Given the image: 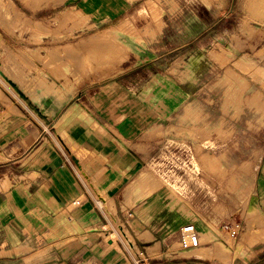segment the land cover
Segmentation results:
<instances>
[{"label": "crops", "instance_id": "0c3cea01", "mask_svg": "<svg viewBox=\"0 0 264 264\" xmlns=\"http://www.w3.org/2000/svg\"><path fill=\"white\" fill-rule=\"evenodd\" d=\"M263 8L73 0L85 30L123 20L144 47L64 105L66 61L26 67L1 34L0 264H264ZM71 31L44 39L63 43ZM229 45L253 58L211 60ZM196 147L218 172L179 174L178 149ZM183 178L203 186L182 193ZM191 224L200 243L186 252Z\"/></svg>", "mask_w": 264, "mask_h": 264}, {"label": "rangeland", "instance_id": "374dc122", "mask_svg": "<svg viewBox=\"0 0 264 264\" xmlns=\"http://www.w3.org/2000/svg\"><path fill=\"white\" fill-rule=\"evenodd\" d=\"M72 4L73 0H0V47L3 46L1 34H6L9 38L5 42L10 41L9 45L16 53V59L26 67H39L49 61L54 64L60 60L66 61L67 84L61 88L63 95L66 94L67 97H64L65 100L61 101L60 105L66 104L78 90H89L91 84L96 85L118 73L130 52H137V49L139 51L144 47L142 38L133 26L123 20L104 25L96 31L85 30L86 21L79 13L70 9ZM61 26L72 30L65 42L44 39L49 37L48 29ZM76 27L84 29L73 32ZM216 43L219 45L220 41L217 40ZM261 54L259 53V56ZM252 56L253 54L246 51L239 53L234 46L229 45L227 48L222 47L221 51L211 52L210 58L215 61H234L251 60ZM42 79H46L44 75ZM52 92L57 95V91ZM51 95L56 96L54 93ZM28 96L32 98L34 105L41 111L44 110L42 101L37 97ZM54 103L56 101L51 103L52 106ZM214 104L212 107H215ZM215 123L217 124V120ZM178 150L180 154L177 156L176 168L179 174H213L219 171L220 166L213 159L214 163L209 161L208 164L203 148L196 147L192 152L186 149L185 153L184 150ZM243 183L247 185L248 181ZM190 184L195 188L203 186L202 181H188L183 178L177 182L176 188L183 193L190 189ZM103 207H107L106 203H103ZM243 238L244 236L241 241Z\"/></svg>", "mask_w": 264, "mask_h": 264}, {"label": "built area", "instance_id": "2783aa9c", "mask_svg": "<svg viewBox=\"0 0 264 264\" xmlns=\"http://www.w3.org/2000/svg\"><path fill=\"white\" fill-rule=\"evenodd\" d=\"M234 230L233 235L236 237L239 236L240 231L242 230V225L240 222H234ZM223 229L230 230L231 224L230 222L223 224ZM200 236L194 225H187L182 228L180 235V245L183 251L190 252L199 247Z\"/></svg>", "mask_w": 264, "mask_h": 264}, {"label": "bare ground", "instance_id": "6f19581e", "mask_svg": "<svg viewBox=\"0 0 264 264\" xmlns=\"http://www.w3.org/2000/svg\"><path fill=\"white\" fill-rule=\"evenodd\" d=\"M264 9V8H263ZM5 182V181H4ZM3 184V183H2ZM7 183H5V185H6ZM170 185V184H169Z\"/></svg>", "mask_w": 264, "mask_h": 264}]
</instances>
